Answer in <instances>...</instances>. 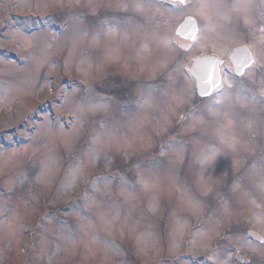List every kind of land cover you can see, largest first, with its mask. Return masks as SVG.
<instances>
[{"label":"rangeland","instance_id":"374dc122","mask_svg":"<svg viewBox=\"0 0 264 264\" xmlns=\"http://www.w3.org/2000/svg\"><path fill=\"white\" fill-rule=\"evenodd\" d=\"M119 2L121 0H0V192L15 196L22 190L16 175L21 167L36 172L31 177V192L12 201L14 211L7 218L0 216V264H121L122 261L205 264L206 260L211 264H224L225 249L228 264H237L232 259L238 250L239 254L252 255L248 258L261 264L264 247L254 243L246 233L255 231L264 238V194L246 196L245 181L234 190V199L219 205L215 215L203 204L208 197H201L202 204L198 209L190 208L183 197L181 182L185 169L179 159H191L195 164L192 150L210 147L218 141L209 132L204 141L197 143L192 138L200 136V130L187 127L179 117L196 106L193 103L196 94L192 91L195 83L185 71L193 59L202 52L221 56L225 62V79L235 77L227 60L232 49L250 45L256 61L260 60L264 33L256 27L243 29L241 22L240 35L217 41V21L225 27H233L227 24V10H222L219 16L205 13L211 15L212 30L203 37L199 34L198 46L196 44L180 55L181 51L171 43L174 30L186 16H192L199 25L201 17L181 14L163 6L148 10L147 18L136 13H120L117 9L84 7L90 3ZM69 11H95L97 15L109 12L134 17L135 23L129 25L126 38L117 29L95 43L91 35L66 38L61 27L60 31L53 29L58 22L46 35H32L40 27L41 18L58 21ZM251 22L255 24L254 19ZM153 32L176 49L166 59H161V66L155 69L153 64L160 59V54L153 43ZM145 44L150 52L141 56ZM110 50L114 58H109ZM169 73L172 80L167 78ZM246 73V77L235 78L245 80V86H251L253 91H261L259 85L264 73L259 69L255 76ZM252 80H255L254 85ZM141 81L155 84L163 81L175 89H186L187 93L184 103L174 114L169 115L166 111L171 96L161 99L158 106L145 109L140 116L141 125L125 130L127 145L109 146L96 142L90 148L80 139V126L66 129L64 123L68 120V112L63 110V99L52 102L59 87L65 90L93 87L104 95L109 89L103 85H119L111 90L126 95ZM44 101L48 103H42ZM45 113L61 116L63 127L50 131L49 126L40 124L37 114L43 118ZM33 125H38L40 130ZM230 131L239 133L242 129L237 125ZM30 137L33 138L31 141ZM259 139L257 136V142ZM175 142L186 144L183 155ZM90 151L94 156H89ZM104 152L111 164L103 161ZM257 156L258 151L255 155L243 152L239 156L229 154L221 160L213 173V190L223 185L224 180L220 177L223 175L227 179L230 166L235 177L246 172ZM7 157H11V163H6ZM152 157L176 160V179L163 178L151 191L137 187L134 193L131 188L123 189L124 195H93L90 185L97 177L113 172L121 175L127 172L133 177L137 172L133 162ZM195 180H201L200 173H195ZM132 182L130 179L129 184ZM119 183L118 179L113 181L115 186ZM85 197L96 203L85 204ZM75 205L94 219L92 226L85 227L79 238L72 241L68 239L66 223L73 232L77 231V224H87L81 213L74 210ZM243 237H247V241ZM104 241L115 244L123 255ZM129 249L135 255H131ZM214 252L219 253L220 258L214 256Z\"/></svg>","mask_w":264,"mask_h":264},{"label":"snow or ice","instance_id":"6c2138e0","mask_svg":"<svg viewBox=\"0 0 264 264\" xmlns=\"http://www.w3.org/2000/svg\"><path fill=\"white\" fill-rule=\"evenodd\" d=\"M158 0H121L117 4L96 5L88 4L84 7L95 9L101 7L104 9H117L120 13H136L139 16L146 17V12L156 8ZM44 6H47L46 4ZM64 6V5H61ZM172 8L178 13H191L193 16L201 17L202 22L199 27L193 23L192 34L199 31L203 37L213 28L211 15L219 16L222 10H227L226 20L228 25L233 27H225L223 24L216 22L215 39L222 41L232 35L241 34L242 28L251 30L253 27L264 33V0H172ZM91 16V19L88 17ZM107 17V18H105ZM255 20V24L251 21ZM63 29L62 35L66 38L91 35L95 43L105 36L112 35L117 29H120L123 35L127 36L128 27L135 23V18L124 15H113L105 12L104 15H97L95 11L91 13L69 11L62 14L58 21L56 19L41 18L40 27L32 33V35H46L48 29L55 23ZM31 28V25L28 26ZM6 30V29H5ZM153 43L156 50L160 54V59L153 64V69L161 66L160 60L166 59L176 49L169 47V41L161 39L158 33L152 34ZM199 42L196 46H198ZM247 52L248 49H245ZM150 52L147 44L141 49L140 55ZM183 51L180 55H184ZM260 60H257L252 67V57L248 56L240 60V65L248 68V73L255 76L257 69L264 73V49L259 53ZM109 58H114L113 51L110 50ZM182 66V65H181ZM176 70H179L177 68ZM194 77L199 81L198 85L194 84L192 89L196 94L193 103L194 108L189 109L185 115L180 116L179 120L185 121L186 126L192 129H199L200 136L192 138L197 143L204 141L209 132H212L213 139L218 143L212 144L210 147L203 149H193L192 156L196 163L193 164L191 159H179V163L183 164L185 169L184 181L181 187L184 188L183 197L187 201L188 206L198 209L202 200L201 197H208L203 201L204 206L209 208L215 215L219 211V205L227 204L228 200L234 199L233 192L241 187V184L247 181L246 196L255 194H264V78L260 81L261 91H253L251 86L246 87L245 80H239L235 77L225 79L220 64L212 57H202L192 69H189ZM248 74L243 71H237L236 76L246 77ZM168 80H172L171 73L168 74ZM255 84V80L251 81ZM109 89V92L101 95L93 87L87 88H70L65 90L62 87L57 88V95L52 99L56 102L63 99V110L68 112L67 123L70 126H80L82 129L80 139L91 148L96 142L107 143L109 146L127 145L128 138L124 134L128 128H138L142 120L141 114L145 109L158 106L161 99L171 96L172 100L166 109L169 115L176 112V108L184 103L186 89H175L169 83L161 81L159 84L146 83L141 81L137 87L126 95L111 89L120 87L119 85H103ZM196 87L199 88L196 93ZM42 103H48L44 101ZM58 111H60L58 109ZM102 113V115H100ZM40 124L49 126L50 131H56L63 127L64 121L61 116L55 113L49 115L45 113L43 118L37 114ZM31 119V117H29ZM239 125L241 132H232L231 129ZM33 127L39 131L38 125ZM246 133V135H245ZM259 136V142L256 137ZM33 138H29L31 141ZM170 148L172 145L169 146ZM175 147L180 150V155L186 151V144L183 142H175ZM258 151L257 159L249 166L246 172H240L239 175L233 177L231 166L229 168L227 179L222 175L220 178L224 180L221 187L213 190L211 181L213 173L216 172L221 160L229 154L239 156L243 152H252L254 155ZM163 155V152L161 153ZM89 156H94L93 152H89ZM219 157V159H218ZM101 158V157H95ZM104 162L111 164V160L106 152L102 153ZM11 157L6 158V163H11ZM136 165V175L129 177L127 172L121 175L119 172H113L104 177H97L90 185L93 195L106 197L111 195H124L123 189L131 188L134 193L137 187L144 191H151L157 188L163 178L169 180L176 179V160L163 161L156 157L141 161H134ZM121 171H124L121 169ZM195 173L201 174V180H195ZM17 178L23 186L22 190L15 193V196H9L7 193L0 192V216L7 218L13 211L12 201L28 195L32 189V176L36 172H29L27 168L21 167L17 172ZM43 179V177H41ZM119 180V186L113 185L114 180ZM133 182L129 184V180ZM111 189V193L109 192ZM131 196V194H129ZM85 204L96 203L89 198H84ZM255 200H253V203ZM74 210L81 213V216L87 220V224L81 222L76 225L77 231L73 232L71 227L66 223L68 230V239L76 240L79 233L85 227H91L94 218L88 217L84 213L83 208L79 205L74 206ZM110 224L111 221L106 220ZM134 228L135 225L133 224ZM251 235H255L252 233ZM247 241V237H243ZM259 239V237H257ZM106 245L115 248L117 253L123 255L119 247L110 241H104ZM264 247V245H262ZM131 255H135L132 250H127ZM214 256L220 258V254L214 252ZM227 249L224 251V264H228ZM242 259V258H240ZM261 264H264V251L261 252ZM121 264H139V261H122ZM182 264V262H180ZM207 264V261L205 262Z\"/></svg>","mask_w":264,"mask_h":264},{"label":"water","instance_id":"95a60500","mask_svg":"<svg viewBox=\"0 0 264 264\" xmlns=\"http://www.w3.org/2000/svg\"><path fill=\"white\" fill-rule=\"evenodd\" d=\"M193 23H195L197 25L196 21L193 18H187L184 21V23L179 27V29L177 31V34L180 37H183L184 39H187V40L193 42L196 39V35H197V32L195 34H192V26H193ZM245 49H248V48H246V47H244V48H238V49L234 50L233 53H232V55L230 56V61L234 63V68H235V72L236 73H237L238 70L239 71H244V69H245L243 66L240 65L239 61L242 60V59H245L248 56H251L249 50L246 52ZM212 58H214V57H212ZM214 59L220 64V66L222 65V61H220L217 58H214ZM199 60L200 59H197V60L194 61L192 68L194 67V65L197 64V62ZM252 63H253V59H252ZM190 74L194 78V80L196 81V85H198L199 84V81L196 79V77H194L192 75V73H190ZM196 88H197V93H198L199 88L198 87H196ZM252 233H254V232H249L248 233L249 236L252 239L257 240L259 242H262V239L256 233H254L255 235H251ZM257 237H259V239H257Z\"/></svg>","mask_w":264,"mask_h":264},{"label":"flooded vegetation","instance_id":"af4514ba","mask_svg":"<svg viewBox=\"0 0 264 264\" xmlns=\"http://www.w3.org/2000/svg\"><path fill=\"white\" fill-rule=\"evenodd\" d=\"M185 43L186 42H183V41L178 42V45H179L180 49H182L184 51L190 49V47H191L189 44L185 45ZM206 56H208V55H206Z\"/></svg>","mask_w":264,"mask_h":264}]
</instances>
